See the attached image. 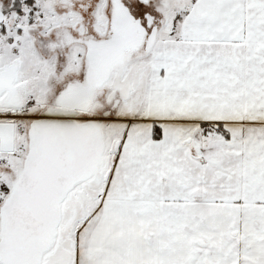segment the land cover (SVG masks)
Listing matches in <instances>:
<instances>
[{"label":"snow or ice","instance_id":"1","mask_svg":"<svg viewBox=\"0 0 264 264\" xmlns=\"http://www.w3.org/2000/svg\"><path fill=\"white\" fill-rule=\"evenodd\" d=\"M0 264H264V0H0Z\"/></svg>","mask_w":264,"mask_h":264}]
</instances>
